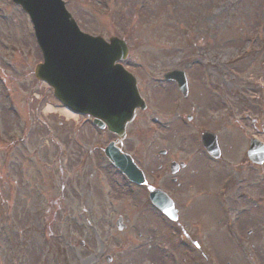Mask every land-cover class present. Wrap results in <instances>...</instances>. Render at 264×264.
Instances as JSON below:
<instances>
[{
    "label": "rangeland",
    "instance_id": "obj_1",
    "mask_svg": "<svg viewBox=\"0 0 264 264\" xmlns=\"http://www.w3.org/2000/svg\"><path fill=\"white\" fill-rule=\"evenodd\" d=\"M65 3L83 31L127 41L122 63L140 81L148 110L130 124L131 134L134 125L143 128L142 148L134 136L125 148L143 151L148 173L156 170L153 151L167 147L153 142L152 116L169 103L154 95L164 88L155 79L170 68L210 85L204 96L216 90L219 103L205 106L223 115V162L207 183L208 158L195 155L200 172L186 179L206 185L185 190L188 204L170 225L148 204L147 186L114 183L118 177L97 152L111 135L64 113L34 77L41 54L30 20L0 0V264H264V165H250L244 152L250 136L264 137V0ZM170 106L186 111L182 103ZM177 138L174 151H183ZM151 179L173 191L165 178ZM118 215L127 220L123 233ZM170 226L185 228L190 242L179 244Z\"/></svg>",
    "mask_w": 264,
    "mask_h": 264
},
{
    "label": "water",
    "instance_id": "obj_2",
    "mask_svg": "<svg viewBox=\"0 0 264 264\" xmlns=\"http://www.w3.org/2000/svg\"><path fill=\"white\" fill-rule=\"evenodd\" d=\"M12 1L28 14L42 53L43 61L34 68L35 77L50 85L66 106L92 115L99 126L106 125L122 137L135 107H145L135 78L115 63L126 56V43L115 36L107 42L100 36L80 31L62 0ZM165 76L178 78L185 88L182 71ZM109 148L117 151L112 145ZM246 155L254 163L264 162V144L252 138ZM117 156L112 154L111 158L128 172ZM152 200L166 215L176 218L172 202L162 191L154 190Z\"/></svg>",
    "mask_w": 264,
    "mask_h": 264
},
{
    "label": "flooded vegetation",
    "instance_id": "obj_3",
    "mask_svg": "<svg viewBox=\"0 0 264 264\" xmlns=\"http://www.w3.org/2000/svg\"><path fill=\"white\" fill-rule=\"evenodd\" d=\"M164 72H166V70L161 72L160 76L163 75ZM185 76L187 79V93L184 96L179 91L177 83L174 80H165L162 76L157 78V85L164 88L156 91L157 93H155L154 96L158 98V102L167 99L169 103L163 108H159L157 105L156 108L158 111L155 112H158V114L152 118L154 134L153 142H156L158 145H167L165 149L158 148V151H153V156L155 158L153 166L156 170L152 173L155 172V178L157 177V179L153 180L159 181L160 179L162 180L165 178L166 183L173 186V191L171 193L169 192V194L174 200L178 216L183 215L181 212L183 208L181 203L188 204L183 196L185 190L187 192L192 187H203L206 185V183H198L194 180H189V178L186 179V175H189V173H193L192 176L199 174L200 171L198 172V169L194 166L193 162L199 155L200 151H202L208 158V161L206 162L207 172L204 171V173L210 177L207 183L211 182L214 178L212 175L216 172V166L223 162L222 148L219 147L217 150H213L215 152H209L200 141L202 132L207 130L215 134L216 141L218 142L217 144L220 142L219 130L222 126L220 124L223 123V115L213 104L205 106L206 102L219 103L218 100L214 101L213 99L214 92L215 95H217L216 90L213 89L214 91H211V98L206 95L204 96V94H202L203 86L210 88L211 86L198 81L193 83L192 80L187 77L186 72ZM175 102L182 103L186 111L179 112L174 109V107L170 106L171 103ZM141 112L144 111L136 110V117L133 121L138 118ZM181 113H183V115H181ZM176 123L179 126H177ZM183 124L185 125L184 130L181 128ZM139 126L140 125H134V132L131 134L129 124L126 136L120 142V146L121 150H123L122 152L128 153L136 166L142 169V172L148 181L147 183L149 184V182L151 183L150 176L152 173L149 172V174L148 170L142 166V162L144 161L143 151H136L140 150L143 144V128H140ZM133 136L136 139V150H128L125 147L129 143V140L133 139ZM176 136H178L177 139L180 141L179 145L183 143V151H174L175 147L173 145L176 144ZM196 154L197 156L195 157ZM106 163L107 166L115 172L114 175L118 177L114 180V183H118L121 187H142L129 181L127 177L116 169L108 159L106 160ZM216 175L217 173L215 174V178ZM125 222H127V220ZM183 229L185 228H181V230ZM193 245L194 247L201 249V244L197 241H194Z\"/></svg>",
    "mask_w": 264,
    "mask_h": 264
},
{
    "label": "bare ground",
    "instance_id": "obj_4",
    "mask_svg": "<svg viewBox=\"0 0 264 264\" xmlns=\"http://www.w3.org/2000/svg\"><path fill=\"white\" fill-rule=\"evenodd\" d=\"M62 111H63L64 113H66L67 115L69 114V115L75 116V115L69 113V111H66V110H62Z\"/></svg>",
    "mask_w": 264,
    "mask_h": 264
}]
</instances>
